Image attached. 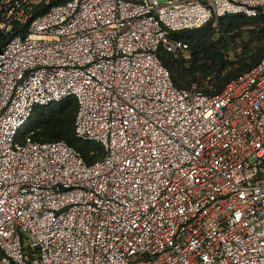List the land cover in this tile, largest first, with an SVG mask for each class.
I'll return each mask as SVG.
<instances>
[{
  "label": "built area",
  "instance_id": "built-area-1",
  "mask_svg": "<svg viewBox=\"0 0 264 264\" xmlns=\"http://www.w3.org/2000/svg\"><path fill=\"white\" fill-rule=\"evenodd\" d=\"M264 0H0V264H264V56L179 88L174 31ZM74 97L77 137L19 138Z\"/></svg>",
  "mask_w": 264,
  "mask_h": 264
},
{
  "label": "trees",
  "instance_id": "trees-1",
  "mask_svg": "<svg viewBox=\"0 0 264 264\" xmlns=\"http://www.w3.org/2000/svg\"><path fill=\"white\" fill-rule=\"evenodd\" d=\"M254 27L259 47L236 50V32ZM172 37L188 44L187 54L174 55L163 47L158 51L163 65L179 88L196 85L200 90L217 94L232 80L253 68L264 56V13L248 16L228 13L218 21V29L208 22L193 29L174 31ZM77 100L69 97L48 105L37 106L30 121L22 128L19 138L30 136L36 141H66L77 149L86 163L104 156V146L96 141L77 137L74 121Z\"/></svg>",
  "mask_w": 264,
  "mask_h": 264
},
{
  "label": "rangeland",
  "instance_id": "rangeland-1",
  "mask_svg": "<svg viewBox=\"0 0 264 264\" xmlns=\"http://www.w3.org/2000/svg\"><path fill=\"white\" fill-rule=\"evenodd\" d=\"M163 1V0H160ZM254 27H245L241 32H236V44L234 42H231V47H236V50L238 52H241V49L247 48H255L257 49L259 47L257 38L255 36V33L251 32ZM216 29H218V26H216Z\"/></svg>",
  "mask_w": 264,
  "mask_h": 264
}]
</instances>
